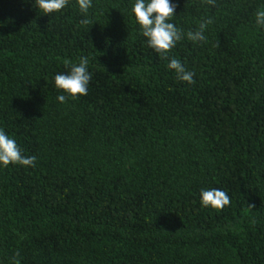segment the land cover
<instances>
[{"label": "trees", "instance_id": "trees-1", "mask_svg": "<svg viewBox=\"0 0 264 264\" xmlns=\"http://www.w3.org/2000/svg\"><path fill=\"white\" fill-rule=\"evenodd\" d=\"M173 2L183 32L213 22L164 57L134 0H93L88 25L75 0H0V128L37 158L0 167V264H264V0ZM85 56L88 95L59 103L54 76Z\"/></svg>", "mask_w": 264, "mask_h": 264}, {"label": "clouds", "instance_id": "clouds-1", "mask_svg": "<svg viewBox=\"0 0 264 264\" xmlns=\"http://www.w3.org/2000/svg\"><path fill=\"white\" fill-rule=\"evenodd\" d=\"M71 2L72 0H32V6L41 14H55L68 7ZM211 2L212 0H209V3ZM75 5L84 17L80 21L81 25H88L90 21L87 14L93 7V0H75ZM176 7L173 0H134L131 7L147 47L160 56L168 57L170 50L185 38L192 42L207 41L205 32L208 25L212 24V19H202L195 31L185 33L172 22ZM255 24L258 28L264 29V8L256 11ZM168 69L175 73L179 81L189 85L195 83V73L187 70L180 60L169 57ZM91 80L89 58L80 57L78 62L70 63L68 71L54 76V88L61 93L56 96V100L63 104L69 98L76 99L88 95ZM36 159L35 156H25L16 139L0 128V167H8L10 164L34 167ZM199 199L201 206L214 210H221L231 202L228 193L218 188L201 189Z\"/></svg>", "mask_w": 264, "mask_h": 264}]
</instances>
